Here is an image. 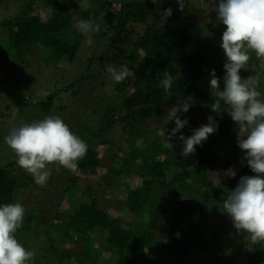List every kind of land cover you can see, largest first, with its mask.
Masks as SVG:
<instances>
[{"label": "trees", "instance_id": "16d2710c", "mask_svg": "<svg viewBox=\"0 0 264 264\" xmlns=\"http://www.w3.org/2000/svg\"><path fill=\"white\" fill-rule=\"evenodd\" d=\"M20 1H23V4L19 13L0 21V63L19 59L24 64L27 55L33 53L36 47L46 50L48 59L56 63L73 62L84 36L73 28L76 21L67 2H56L57 5L51 7L49 16L41 18L35 11L32 0ZM130 1L122 0L117 4V20L108 24V30H112L116 37L125 31L127 26L123 19ZM142 1L148 4L146 17L141 23V33L135 35L137 38L130 43V54L143 61L141 74L139 79L129 78L119 83L122 91L111 93L116 102L109 105L105 103L107 106L102 111L97 110L101 112L100 125L88 138H83L89 142L88 148H93L94 153L91 156L86 154L80 159L77 170L83 174H97L103 181L106 179V175L100 173L104 165L93 145L114 144L112 140H101L99 137L108 133L115 124H120L123 134L129 141L132 140L129 144L130 152L126 158L116 154L114 165H105L111 169L115 178L108 183L104 182L103 185L100 183L97 187L100 188L104 200L111 204L112 201L119 200L123 188H130V180L136 177L141 184L127 194L125 203L131 211H145L144 219L138 220L134 217L121 224L119 219L112 216L110 207L98 206V195L93 192L91 186H87L89 199L85 203L75 205L73 213L65 216L62 212L56 214L50 228L42 235L46 242L41 243L48 245L61 264L65 256L58 247V241L65 245L79 238L93 242L91 245L87 243L86 258L97 257L100 252L107 251L111 253L108 264H163L160 261L162 252L171 256L170 264H232L236 253H248L244 264H264V242L252 245L247 234L243 232L239 234L245 238V242H242L239 235L238 238L225 239V223L221 225V231L209 226L208 213L221 218L219 213L223 212V201L237 185V182H232L226 187L224 182H221L220 186H213L208 175L210 167L225 170V161L221 160L218 154L220 150L226 152L231 145L237 144V125L231 117L225 116L227 111L222 109V115H218L210 107L215 99L211 95L209 83L212 69L219 78L220 89L224 88L223 65L226 57L220 43L202 41V27L197 29L194 18H182L181 10L176 6L167 5L168 0ZM93 3L99 5L101 10H110L111 0H94ZM169 7L172 15L161 23V13ZM90 9L85 10L83 19L89 20ZM103 33L102 35L106 34ZM249 55L247 65L255 66L254 75L259 78L257 90L261 92V99H264V67L254 52L250 51ZM165 70L174 80L170 89L171 97L159 83ZM84 79L85 76L76 79L62 91L72 90ZM57 94L58 92L47 94L44 99L38 101V106L44 112L50 111L54 107ZM188 97H191L193 106L187 112L178 113L180 119H187V124L171 138L173 148H165L157 130L163 127L167 136L175 127V122L169 120L164 124L167 112L162 108L171 107ZM221 104L226 107L223 102ZM115 105L117 107H114ZM193 112L200 114L206 123L207 117L211 115L217 122V130L209 134L207 140L195 146V154L183 157L181 152L184 144L178 139L179 135L182 133L184 137H188L193 134V129L202 124V120L190 121L185 117ZM151 118L159 122V126L154 137L147 139L146 136L150 133L147 123ZM160 118L165 120H159ZM88 148L87 150H90ZM243 155L244 152L242 157ZM240 161L242 167L239 173L242 176L255 175L247 166L246 160ZM9 164H0V206L15 202L16 191L26 187V180H21L12 172ZM190 166L196 168L199 180L204 186L203 199L184 204L172 222L165 224V215L168 212V199L165 198L167 189L194 196V187L187 181L185 174ZM169 172L173 173L172 181L175 184L171 187L167 180L159 177H165ZM224 186L229 191L223 189ZM152 199H155L153 204L150 202ZM39 212L25 210L23 223L15 233L16 239L25 248L27 239L31 235L36 237L37 230H41V224L38 222L40 216L41 219L47 220V212ZM158 233L162 236L161 239L158 238ZM165 234L169 235V240ZM94 244L97 245L99 253L94 250ZM179 249L184 251V257L177 254Z\"/></svg>", "mask_w": 264, "mask_h": 264}, {"label": "rangeland", "instance_id": "374dc122", "mask_svg": "<svg viewBox=\"0 0 264 264\" xmlns=\"http://www.w3.org/2000/svg\"><path fill=\"white\" fill-rule=\"evenodd\" d=\"M35 11L41 18L49 16L51 7L60 3V0H32ZM105 0H99L103 2ZM122 0H111L110 10H101L99 5H96L94 0H89L91 8L88 11L89 20L95 24L100 25V31L92 33L93 45L89 46L86 43V36L82 40L77 55L73 62L63 61L56 63L48 59V53L42 48H35L33 53L26 57V63L22 64V60H8L0 63V164H9V169L20 177L21 180H26V187L16 191L17 198L15 202H20L25 210L40 213L39 211H46L47 220L38 219L41 224V230H37V236L27 239V250L35 252V257L29 264H61L58 259L51 252L47 244H43L45 231L50 228L51 222L54 220L56 214L64 213V216L73 213L75 205H80L89 198L87 186H91L94 193L98 195V206L101 208H109L112 216L119 219V222L130 221L132 218L143 220L145 211L141 209L130 210L125 199L130 191H133L141 183L136 177L130 180V188H123L120 193L119 200L112 201L111 204L104 200L102 192L99 187L100 183L110 182L114 180V175L107 165H114L115 155H122L127 157L130 152L129 144L132 140H128L127 136L123 134L120 124H115L112 129L99 137V139H108L115 142L114 144H95L99 156V160L104 165L100 173L106 175L103 181L97 174H83L78 170L72 173L70 170L59 166L58 164H49L47 167L51 169V176L46 182L45 186L41 187L34 182L31 174L20 168L17 163V157L13 150L6 145L4 137L9 134L13 127H19L25 123H32L39 121L46 116H60L63 121L69 126L70 130L78 135L81 139L88 138L92 131L98 129L100 125V117L103 108L110 103L116 102V98L111 94L120 93L122 88L119 84L112 82L111 76L105 70L106 64H112L114 67H121L127 65L134 71L135 78L139 79L141 74L143 61L137 60L130 53L131 41L135 40L141 33L142 24L147 12V2L142 0H131L126 9L124 21L127 22L125 31L118 37L115 36L112 30H108V24L114 23L117 20V4ZM57 2V3H56ZM79 0H69L67 4L70 6L75 21L83 19L84 9L79 7ZM23 1L20 0H0V21L7 17H13L19 13ZM167 5L176 6L179 8L177 0H168ZM209 0H185L184 9L181 11V16L184 19L194 18L197 29L202 27V41L204 42H218L221 43L222 32L226 26L217 21L215 12H208ZM103 32H106L105 35ZM6 53V52H3ZM246 69L240 70V75L243 78L254 77L255 66H248ZM85 76V79L76 85L72 90L62 91L63 88L76 79ZM257 77V75L255 76ZM112 83V90H106V86ZM131 89V87H130ZM61 90V91H60ZM132 90V89H131ZM52 92H58L54 107L44 112L38 101L44 99L45 96ZM107 103V104H105ZM176 105V104H174ZM172 105V106H174ZM171 106V107H172ZM114 107H117L116 105ZM171 107H164L166 110ZM124 112V111H122ZM120 115V114H118ZM225 116L229 118L228 112ZM190 121L202 120V124H206L205 120L197 112L185 115ZM159 120H165L160 118ZM159 126L154 118L147 123V129L150 132L146 138L152 139L155 130ZM86 142V141H85ZM89 142H86L88 144ZM90 149V148H88ZM93 149V148H92ZM87 150V155H93L94 149ZM228 149V147H227ZM243 151L237 144L231 145L229 150L224 152L220 150L218 156L225 161V170L219 167H210L209 179H213L214 172L220 171L221 182L227 187L232 182L239 181L242 176L239 171L242 167L241 157ZM107 167H106V166ZM233 168L236 172L235 177L224 176L223 172L229 168ZM59 169V170H57ZM187 181L194 187V196L187 195L184 192L167 189L165 198L168 199V212L165 215L166 223L172 222L177 212L184 206L197 202L198 199H203L202 193L204 186L199 180V174L195 167H188L185 171ZM162 180H167L169 186H174L172 181L173 173L169 172L162 177ZM100 180V182H99ZM223 189H227L226 187ZM128 189H130L128 191ZM116 199V195L113 194ZM207 196V195H206ZM155 199L150 200L153 204ZM133 211H136L135 213ZM130 213V215H129ZM221 218H216L214 214L208 213L209 226L213 229H221V225L225 223L227 233L225 239L229 237H239L242 242L245 238L240 235L234 228L231 218L223 212L219 213ZM229 218V219H228ZM121 219V220H120ZM124 220V221H123ZM224 230V229H223ZM221 231V230H220ZM158 238L162 236L158 233ZM30 236V235H29ZM169 240V235L165 234ZM179 238L180 236L177 235ZM58 238V237H57ZM42 239V241L40 240ZM59 239V238H58ZM43 242V243H41ZM166 242V241H165ZM250 242V240H249ZM93 244L91 240L85 241L81 238L74 239L71 243L65 245L58 241V247L63 251L65 256L62 264H108L111 258V253L107 251L100 252L94 244V250L99 253L98 256H88L86 258V246ZM166 244V243H164ZM240 244V243H238ZM239 246V245H238ZM240 248V246L238 247ZM181 257H184V251L179 249L176 251ZM94 253V252H92ZM160 253V261L163 264H170L171 256L166 253ZM248 253L235 254L232 259V264H244L248 259ZM86 258V259H85Z\"/></svg>", "mask_w": 264, "mask_h": 264}, {"label": "clouds", "instance_id": "9594fccd", "mask_svg": "<svg viewBox=\"0 0 264 264\" xmlns=\"http://www.w3.org/2000/svg\"><path fill=\"white\" fill-rule=\"evenodd\" d=\"M177 3L182 11L185 0H177ZM78 4L84 10L91 7L89 0H79ZM207 11L215 12L217 21L226 26L220 43L226 57L223 65L224 88L220 89L219 78L212 69L209 83L211 95L215 99L210 107L218 115H222V109L226 110L235 122L237 145L244 152L241 160H246L247 166L255 173L240 177L235 188L223 201V211L231 218L237 232L247 234L251 244L256 245L264 242V99H261V92L257 90L259 78L242 79L240 69H246L250 51L254 52L264 67V0H209ZM171 15L170 7L164 9L161 23ZM73 28L86 36L89 46L93 45L91 34L100 31L99 24L87 19H78ZM105 70L115 84L129 78L135 79L134 71L127 65L117 68L106 64ZM159 83L171 97L170 89L174 80L167 70L163 72V79ZM106 90L111 92L112 83L106 86ZM221 102L226 107H222ZM191 106V97H188L167 109L164 124L174 120L175 127L167 136L163 127L157 130L165 148H173L171 138L187 124V119H180L178 113L187 112ZM207 120L208 123L193 129L192 135H179L178 139L184 144L181 156L195 154V146L217 130V122L211 115ZM4 142L15 153L17 165L31 174L34 182L41 187L45 186L51 176V169L47 167L49 164H58L75 173L78 161L86 155L88 148L86 142L73 133L58 115L13 127L4 137ZM213 174V186H220V171ZM223 175L235 177L236 172L230 167ZM24 215L25 208L20 202L0 206V264H29L36 255L15 237Z\"/></svg>", "mask_w": 264, "mask_h": 264}]
</instances>
